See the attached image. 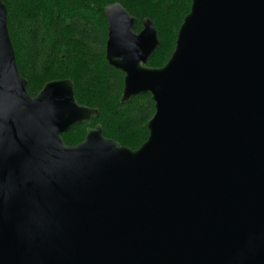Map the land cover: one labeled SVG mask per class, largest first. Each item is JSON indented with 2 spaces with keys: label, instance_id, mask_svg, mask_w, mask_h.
Wrapping results in <instances>:
<instances>
[{
  "label": "water",
  "instance_id": "obj_1",
  "mask_svg": "<svg viewBox=\"0 0 264 264\" xmlns=\"http://www.w3.org/2000/svg\"><path fill=\"white\" fill-rule=\"evenodd\" d=\"M120 103L150 95L136 150L69 79L31 97L0 0V264H264V0H191L164 66L150 19L104 9Z\"/></svg>",
  "mask_w": 264,
  "mask_h": 264
},
{
  "label": "trees",
  "instance_id": "obj_2",
  "mask_svg": "<svg viewBox=\"0 0 264 264\" xmlns=\"http://www.w3.org/2000/svg\"><path fill=\"white\" fill-rule=\"evenodd\" d=\"M20 75L34 97L51 81L69 79L80 105L98 110L90 123L78 124L64 134L67 146L83 141L87 128L99 124L103 135L136 150L147 139L146 125L154 114L150 95L121 104L123 74L105 61L107 24L104 9L119 3L135 18L133 30L150 19L159 46L147 66L165 65L177 31L189 13L191 0H2Z\"/></svg>",
  "mask_w": 264,
  "mask_h": 264
}]
</instances>
